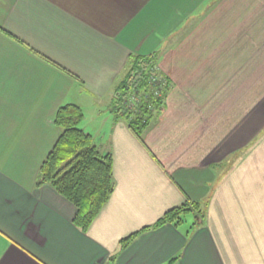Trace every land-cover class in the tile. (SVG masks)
<instances>
[{
  "label": "crops",
  "instance_id": "0c3cea01",
  "mask_svg": "<svg viewBox=\"0 0 264 264\" xmlns=\"http://www.w3.org/2000/svg\"><path fill=\"white\" fill-rule=\"evenodd\" d=\"M134 54L168 78L142 140L109 110ZM65 104L112 154L114 190L85 232L71 202L36 184ZM185 201L206 205L203 223L188 216L121 248ZM112 255L264 264V0H0V264Z\"/></svg>",
  "mask_w": 264,
  "mask_h": 264
},
{
  "label": "trees",
  "instance_id": "16d2710c",
  "mask_svg": "<svg viewBox=\"0 0 264 264\" xmlns=\"http://www.w3.org/2000/svg\"><path fill=\"white\" fill-rule=\"evenodd\" d=\"M157 73L165 79V84L159 89L152 81ZM167 86L168 78L159 71L154 55H130L124 75L114 86L109 105L114 120H123L135 137L142 140L143 131L163 108ZM83 118L84 112L76 104L57 108L53 124L59 134L39 166L36 184L51 186L71 202L75 207L72 222L85 232L109 200L114 190V179L111 152L96 147L91 134L80 126ZM205 208L206 205L198 202L185 201L166 210L152 225L122 238L120 246L126 247L149 228L166 223L178 227L188 216L195 218L193 224H201ZM176 258H171L166 264H173ZM114 259V255L110 256L108 264L113 263Z\"/></svg>",
  "mask_w": 264,
  "mask_h": 264
},
{
  "label": "built area",
  "instance_id": "2783aa9c",
  "mask_svg": "<svg viewBox=\"0 0 264 264\" xmlns=\"http://www.w3.org/2000/svg\"><path fill=\"white\" fill-rule=\"evenodd\" d=\"M153 83H155L158 86V89L160 86L165 84V79L160 74H155L154 77H152ZM158 93V91H156Z\"/></svg>",
  "mask_w": 264,
  "mask_h": 264
}]
</instances>
